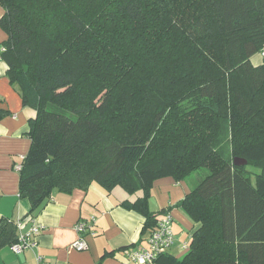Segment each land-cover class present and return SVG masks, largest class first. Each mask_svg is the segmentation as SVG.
<instances>
[{
  "label": "trees",
  "instance_id": "16d2710c",
  "mask_svg": "<svg viewBox=\"0 0 264 264\" xmlns=\"http://www.w3.org/2000/svg\"><path fill=\"white\" fill-rule=\"evenodd\" d=\"M0 8L1 57L36 111L19 169L30 214L54 190L96 182L141 191L123 204L151 234L154 181L206 169L177 204L195 228L188 250L154 262L264 264V0H0ZM18 238L14 222L0 219V248Z\"/></svg>",
  "mask_w": 264,
  "mask_h": 264
},
{
  "label": "crops",
  "instance_id": "0c3cea01",
  "mask_svg": "<svg viewBox=\"0 0 264 264\" xmlns=\"http://www.w3.org/2000/svg\"><path fill=\"white\" fill-rule=\"evenodd\" d=\"M2 13L0 8V18ZM6 36L0 27V219L13 221L19 235L35 226L40 231L35 235L37 245L31 249L16 253L11 245L1 247L0 264H39L38 255L44 264H139L130 259V252L146 247L150 233L143 232L144 216L123 203L134 201L141 191L130 194L121 187L107 190L96 182L87 190H54L49 201L30 214V202L20 196L17 167L30 150L29 121L36 111L23 103L17 84L7 73L8 66L1 57ZM254 58L255 64L262 61ZM194 184L166 176L155 180L151 189L150 209L159 213V218L166 212L173 217L175 241L168 251L177 257L188 250L195 229L177 204ZM91 218H95L91 231L82 235L87 246L79 250L74 247L81 236L76 225Z\"/></svg>",
  "mask_w": 264,
  "mask_h": 264
},
{
  "label": "built area",
  "instance_id": "2783aa9c",
  "mask_svg": "<svg viewBox=\"0 0 264 264\" xmlns=\"http://www.w3.org/2000/svg\"><path fill=\"white\" fill-rule=\"evenodd\" d=\"M4 48L1 47V51ZM21 169V165L17 167ZM95 218H91L87 221H81L77 223L76 230L81 234L80 238L74 243V247L79 250L86 248V242L82 236L88 231H91ZM19 225V224H18ZM40 231V227L35 226L31 228L29 232L21 233L18 241L12 244V249L16 253H21L24 250L31 249L37 245L35 235ZM175 236L173 230V217L171 213L167 212L159 218L158 227L153 231L148 239V245L146 247H139L138 249L130 252V259L139 264H153L160 253H163L171 248L174 244ZM39 264H44V259L41 255L37 256Z\"/></svg>",
  "mask_w": 264,
  "mask_h": 264
},
{
  "label": "rangeland",
  "instance_id": "374dc122",
  "mask_svg": "<svg viewBox=\"0 0 264 264\" xmlns=\"http://www.w3.org/2000/svg\"><path fill=\"white\" fill-rule=\"evenodd\" d=\"M257 56H258V58L262 59V56L260 54L259 55H255L254 57H257ZM254 57L252 58L253 62L255 61ZM224 148H225L226 155L230 156L231 155L230 154V150H231L230 146L227 144L226 146H224ZM207 172L208 171L206 169L199 170V171L193 173L191 176H189L187 180H189L190 182H193V183H195V182L199 183L201 178L203 176H205Z\"/></svg>",
  "mask_w": 264,
  "mask_h": 264
},
{
  "label": "water",
  "instance_id": "95a60500",
  "mask_svg": "<svg viewBox=\"0 0 264 264\" xmlns=\"http://www.w3.org/2000/svg\"><path fill=\"white\" fill-rule=\"evenodd\" d=\"M233 162L235 165H246L248 163L247 159L241 157H235Z\"/></svg>",
  "mask_w": 264,
  "mask_h": 264
}]
</instances>
